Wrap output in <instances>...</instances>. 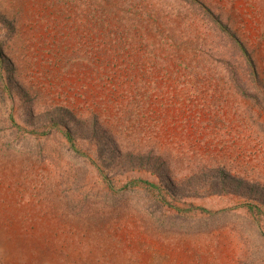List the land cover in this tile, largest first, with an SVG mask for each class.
<instances>
[{
	"label": "rangeland",
	"instance_id": "rangeland-1",
	"mask_svg": "<svg viewBox=\"0 0 264 264\" xmlns=\"http://www.w3.org/2000/svg\"><path fill=\"white\" fill-rule=\"evenodd\" d=\"M0 264H264V0H0Z\"/></svg>",
	"mask_w": 264,
	"mask_h": 264
}]
</instances>
